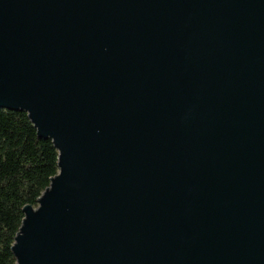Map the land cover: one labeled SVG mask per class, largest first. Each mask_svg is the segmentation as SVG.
I'll return each instance as SVG.
<instances>
[{"label":"water","instance_id":"water-1","mask_svg":"<svg viewBox=\"0 0 264 264\" xmlns=\"http://www.w3.org/2000/svg\"><path fill=\"white\" fill-rule=\"evenodd\" d=\"M0 110L59 154L16 264H264V0H0Z\"/></svg>","mask_w":264,"mask_h":264},{"label":"trees","instance_id":"trees-1","mask_svg":"<svg viewBox=\"0 0 264 264\" xmlns=\"http://www.w3.org/2000/svg\"><path fill=\"white\" fill-rule=\"evenodd\" d=\"M58 164L52 141L38 137L27 113L0 110V264H16L12 249L23 210L38 207Z\"/></svg>","mask_w":264,"mask_h":264}]
</instances>
